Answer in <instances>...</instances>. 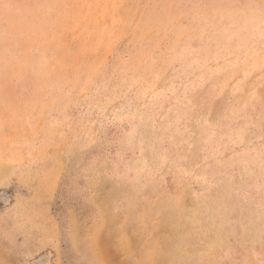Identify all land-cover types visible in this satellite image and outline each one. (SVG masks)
I'll use <instances>...</instances> for the list:
<instances>
[{
  "label": "rangeland",
  "instance_id": "rangeland-1",
  "mask_svg": "<svg viewBox=\"0 0 264 264\" xmlns=\"http://www.w3.org/2000/svg\"><path fill=\"white\" fill-rule=\"evenodd\" d=\"M0 264H264V0H0Z\"/></svg>",
  "mask_w": 264,
  "mask_h": 264
}]
</instances>
